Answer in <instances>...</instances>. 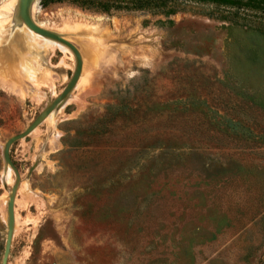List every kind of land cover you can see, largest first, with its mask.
<instances>
[{"label": "rangeland", "instance_id": "rangeland-1", "mask_svg": "<svg viewBox=\"0 0 264 264\" xmlns=\"http://www.w3.org/2000/svg\"><path fill=\"white\" fill-rule=\"evenodd\" d=\"M173 8L0 0V264H264V0Z\"/></svg>", "mask_w": 264, "mask_h": 264}, {"label": "trees", "instance_id": "trees-1", "mask_svg": "<svg viewBox=\"0 0 264 264\" xmlns=\"http://www.w3.org/2000/svg\"><path fill=\"white\" fill-rule=\"evenodd\" d=\"M68 2L72 5L78 6L84 10L99 12L103 14H113V13H131V12H151V13H175L174 0H42L43 5L53 4V3H63ZM122 106V105H121ZM133 108L123 106L122 108L114 109V111H109L106 118L109 115L117 117L122 115L126 117L127 115H133ZM103 119L96 126L92 127L90 131H93L94 136H105L110 132V124L107 120ZM110 119V118H109Z\"/></svg>", "mask_w": 264, "mask_h": 264}, {"label": "bare ground", "instance_id": "bare-ground-1", "mask_svg": "<svg viewBox=\"0 0 264 264\" xmlns=\"http://www.w3.org/2000/svg\"><path fill=\"white\" fill-rule=\"evenodd\" d=\"M7 10H8V13L10 12V11H12L13 10V8H14V4L13 3H8L7 5H6V7H5ZM5 10V9H4ZM7 13V14H8ZM10 14V13H9ZM3 14L2 13H0V20H3L2 18H3ZM9 20H10V18H9ZM8 21V20H7ZM1 24L3 25L4 24V26H6V25H8V22H6V21H3V22H1ZM0 24V25H1ZM26 27V26H25ZM1 31V30H0ZM24 31V33H25V35H26V37H27V39H28V41H30V42H34V44L36 45V47L38 48V49H41V48H44V47H48L49 49H50V47L51 46H53L55 43L51 40V39H42V37L40 38V37H37V35L35 34V33H33L30 29H24L23 30ZM53 39V38H52ZM40 42V43H39ZM58 46V45H57ZM60 46V45H59ZM61 48H62V50H65V52H67V49L65 48V46L63 47V46H61ZM47 49V48H46ZM42 50V49H41ZM53 50H54V48H53ZM62 50H60V51H62ZM69 53V52H68ZM2 63V62H1ZM3 64V63H2ZM19 78V77H18ZM82 81H83V79H82ZM80 82V81H79ZM81 84V83H80ZM80 84H78L79 86H80ZM78 87V86H77ZM19 88V87H18ZM21 89H22V86H21ZM24 89V88H23ZM22 89V90H23ZM80 97V96H79ZM78 100V99H77ZM51 121V120H50ZM33 133V132H32ZM52 139V138H51ZM53 140V139H52ZM3 204V203H2Z\"/></svg>", "mask_w": 264, "mask_h": 264}, {"label": "water", "instance_id": "water-1", "mask_svg": "<svg viewBox=\"0 0 264 264\" xmlns=\"http://www.w3.org/2000/svg\"><path fill=\"white\" fill-rule=\"evenodd\" d=\"M37 124H38V123H37ZM37 124H36V125H37ZM36 125H35V126H36ZM35 126H33V127L27 132V133L22 134L21 136H17V137H15V138L11 139L10 144L13 143L14 141H16L17 139H20L21 137L25 136L26 134L30 133V132L34 129ZM6 156L8 157V150L6 151Z\"/></svg>", "mask_w": 264, "mask_h": 264}]
</instances>
